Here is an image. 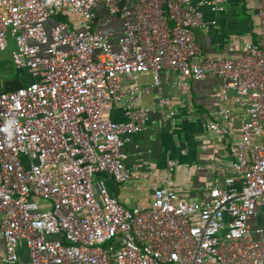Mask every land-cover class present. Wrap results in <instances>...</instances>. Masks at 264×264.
<instances>
[{"label": "built area", "instance_id": "built-area-1", "mask_svg": "<svg viewBox=\"0 0 264 264\" xmlns=\"http://www.w3.org/2000/svg\"><path fill=\"white\" fill-rule=\"evenodd\" d=\"M225 1L0 0V50L14 42L13 64L34 79L0 86L6 263H17L24 245L25 264H264V226L251 227L264 206V0L259 43L199 64L195 31L209 28L202 8ZM61 14L76 20L54 22ZM146 72L152 83L141 85ZM163 75L174 86L220 81L214 120L203 123L230 159L214 163L222 185L207 184L197 200L166 183L150 207H127L96 177L122 186L133 179L126 145L147 130L141 98L161 91ZM172 100L154 104L164 121L177 117ZM117 109L123 120L108 116Z\"/></svg>", "mask_w": 264, "mask_h": 264}, {"label": "crops", "instance_id": "crops-1", "mask_svg": "<svg viewBox=\"0 0 264 264\" xmlns=\"http://www.w3.org/2000/svg\"><path fill=\"white\" fill-rule=\"evenodd\" d=\"M258 4V0H226L214 9L203 7L204 20L209 28L195 31L201 49V54L195 58V62L200 64L206 58H235L242 54L245 44L259 43ZM66 16L67 20H76L73 16ZM101 17L106 18V12H103ZM55 18L54 22L57 21ZM111 23L116 29H120V24L114 18ZM8 68L9 64L2 61L0 56V76L7 75ZM19 70L24 80L7 83L6 90L14 84L25 85V81L34 80L26 69ZM163 78L161 91L154 90L150 95L141 98V105L151 111L147 130L134 135L126 145L129 155L127 166L133 174V179L122 186L108 176L98 175L97 180H102L111 195L127 207H150L155 191L166 183H170L181 197L197 200L207 184L222 185L223 180L218 177L214 163L230 159L228 145L224 141H214L206 132L203 123V118L214 120L213 94L220 81L209 76L202 81L185 79L178 86H174L171 77L163 75ZM140 83L151 84L152 74L144 73ZM166 95L173 99V107L177 110L175 120L164 121L154 105L159 97ZM228 107L235 108L233 93ZM191 108L195 112L194 117L188 115ZM108 116L118 121L124 119L121 109L109 113ZM235 117L238 119L239 115L236 114ZM238 125L239 121L236 120L234 126ZM236 137H239L238 134ZM260 226H264V206L258 208L251 220L253 230ZM20 256V260L15 264H25L30 258L24 245L20 248ZM5 257V242L0 239V264H8L4 261Z\"/></svg>", "mask_w": 264, "mask_h": 264}, {"label": "rangeland", "instance_id": "rangeland-1", "mask_svg": "<svg viewBox=\"0 0 264 264\" xmlns=\"http://www.w3.org/2000/svg\"><path fill=\"white\" fill-rule=\"evenodd\" d=\"M14 48H15V44L14 42H12L10 47H8V49H6L5 51H0L1 60L9 64V68H8L9 73L5 76H0V86L3 87L4 89L6 87V84L11 81L22 82L24 80L21 76V71L18 68H16L12 62V51L14 50ZM31 82H32L31 80L25 81V85ZM98 177L99 176H97L96 179H98ZM37 200L39 202L41 201L40 199Z\"/></svg>", "mask_w": 264, "mask_h": 264}, {"label": "trees", "instance_id": "trees-1", "mask_svg": "<svg viewBox=\"0 0 264 264\" xmlns=\"http://www.w3.org/2000/svg\"><path fill=\"white\" fill-rule=\"evenodd\" d=\"M57 21H61V20H67V16L64 15V14H61V15H58L56 18H55ZM22 85H19V84H14L13 86H11L8 90H16L18 89L19 87H21Z\"/></svg>", "mask_w": 264, "mask_h": 264}]
</instances>
